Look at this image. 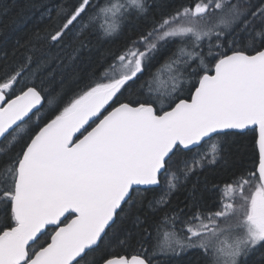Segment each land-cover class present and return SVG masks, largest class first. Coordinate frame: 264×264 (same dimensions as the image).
Returning a JSON list of instances; mask_svg holds the SVG:
<instances>
[{
	"label": "snow or ice",
	"instance_id": "snow-or-ice-1",
	"mask_svg": "<svg viewBox=\"0 0 264 264\" xmlns=\"http://www.w3.org/2000/svg\"><path fill=\"white\" fill-rule=\"evenodd\" d=\"M37 11L0 56V264H264V0Z\"/></svg>",
	"mask_w": 264,
	"mask_h": 264
},
{
	"label": "trees",
	"instance_id": "trees-1",
	"mask_svg": "<svg viewBox=\"0 0 264 264\" xmlns=\"http://www.w3.org/2000/svg\"><path fill=\"white\" fill-rule=\"evenodd\" d=\"M41 2L42 0H0V56L10 54L18 38L23 39L34 29L45 27V22L40 20V14L37 11V7ZM122 40L123 37H120L114 42L102 43L100 45L101 52L94 53V56L99 58L106 49L115 50ZM252 135L246 137L238 147L232 149L237 159L248 161L252 156L254 152ZM205 175H208L209 179L217 181H224L229 178V174L224 172L206 173L200 176L201 182L204 180ZM191 179L195 180L196 178L192 177ZM190 186L191 183H189Z\"/></svg>",
	"mask_w": 264,
	"mask_h": 264
},
{
	"label": "rangeland",
	"instance_id": "rangeland-1",
	"mask_svg": "<svg viewBox=\"0 0 264 264\" xmlns=\"http://www.w3.org/2000/svg\"><path fill=\"white\" fill-rule=\"evenodd\" d=\"M208 151L211 152V148L210 147H208Z\"/></svg>",
	"mask_w": 264,
	"mask_h": 264
}]
</instances>
